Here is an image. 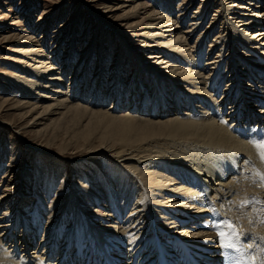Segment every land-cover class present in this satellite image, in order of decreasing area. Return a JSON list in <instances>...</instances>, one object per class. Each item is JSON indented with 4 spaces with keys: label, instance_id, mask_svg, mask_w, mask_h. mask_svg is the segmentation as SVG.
<instances>
[{
    "label": "bare ground",
    "instance_id": "obj_1",
    "mask_svg": "<svg viewBox=\"0 0 264 264\" xmlns=\"http://www.w3.org/2000/svg\"><path fill=\"white\" fill-rule=\"evenodd\" d=\"M122 1L123 5L112 10L122 11L120 17L124 20H138L135 29L148 30L139 37L146 40L142 46L146 56L143 59L133 52L139 46L128 50L132 54L128 61L134 66V76L129 80L136 85L127 91L122 87V80H126L123 71L127 69V60H123L125 67L117 70L112 88L121 87L113 97L112 110L102 109L105 96L96 104L98 109L93 104L83 107L79 102L65 103L67 95H60L58 77L49 79L53 69L32 70L40 79L38 89L30 93L36 102L17 107L21 111L19 121L32 129L39 128L36 135L40 140L47 138L48 130L70 129L75 117L87 121L84 129H80L84 123L79 125V133L71 130L70 138L75 140L70 139L68 146L61 149L63 156L73 158L68 162L73 171L79 172L82 182L77 179L73 183L65 201L68 207L64 205V208L70 215L68 229L62 235L66 220L61 212L55 214V207L49 212L44 237L33 251L46 217L39 203L33 205L36 212L32 213V221L26 218L30 214L23 213L24 203L29 201L24 185L21 187L26 177L19 180L14 203L9 202L13 196L8 191L10 186H5L6 191L0 195V209L8 206L0 219V264H50L53 256L58 259L53 264H82L85 259L83 264H156L160 251L167 256L169 264H181L179 242L203 260L202 264H237V261L252 264L248 260L251 256L257 257L255 264H264V188L259 186L256 175V170L264 172V164L249 142L264 140V71H261L264 70V8L260 7L264 0H217L220 12L195 47L188 40L189 34L184 29L178 30L170 8L174 0H156L159 5H149L145 0ZM214 2L207 0L202 4L208 7ZM129 3L132 6L126 5ZM207 7L196 13L203 17L193 19L196 21L193 30L200 31L206 24L202 21ZM157 8L164 9L160 13L168 16L162 19L159 11H155ZM260 8L262 11L258 12ZM103 9L111 10L108 6ZM218 27L221 31L215 45L210 46L217 51L216 57L207 59L202 71L192 72L189 69L196 64L200 43ZM21 53L36 55L33 51ZM256 62L257 70L250 67V64L256 67ZM29 80L24 91L32 83ZM152 87L159 93L155 100L146 97V93L153 94ZM173 89L193 90L198 94L188 98L177 96L172 103L168 95ZM47 94L55 98L52 105L46 99ZM249 103L253 106L248 107ZM127 104H130L128 109ZM118 108L126 110L115 115L113 111ZM70 114L74 118L69 119ZM222 120L227 123H221ZM0 124L9 126L1 119ZM100 126L106 128L104 135L102 132L101 138L93 139L100 136L94 131ZM16 134L32 147L20 131ZM54 134L48 142L51 146L57 142ZM109 136L114 137V146L109 143ZM48 151L41 148L39 152L45 154L46 162L60 164L62 156L51 157ZM59 172L47 166L37 173L36 187L44 184L46 195L54 187L55 174ZM111 172L118 179L117 192L110 185ZM97 190L106 192L107 197L103 198ZM42 192L38 189L37 198ZM117 194L125 200L121 202ZM93 197L108 210L98 207L94 212L89 211V200ZM245 198L249 203L241 207L240 202ZM19 199L22 201L17 205ZM94 218L99 221L94 222ZM224 219H230L241 235L238 247L242 257L237 251L220 246L219 229L213 225ZM188 222L189 228L179 229ZM62 236L65 238L60 243ZM58 245L61 252H57Z\"/></svg>",
    "mask_w": 264,
    "mask_h": 264
},
{
    "label": "rangeland",
    "instance_id": "obj_2",
    "mask_svg": "<svg viewBox=\"0 0 264 264\" xmlns=\"http://www.w3.org/2000/svg\"><path fill=\"white\" fill-rule=\"evenodd\" d=\"M145 1L148 2L149 5H159L156 0ZM205 1L207 0H174L175 3L170 5L171 10L174 12V21L177 22L179 26L178 30L184 29V32L189 34L188 40L192 47L196 46L200 36L208 30L213 20H216L215 17L219 14L217 12H220V4L216 2L217 0H214L216 4L208 7L202 4ZM121 5H123L122 0H0V119L3 122L9 123L7 127L6 125L4 127L3 124H0V195L6 191L4 190L6 189L5 186L9 185L8 191H12L11 194H13L9 202L14 203V200L17 198L14 195L17 194L20 186L19 180H22V177H26L25 181H23V183L21 182V187L24 185V193L28 196L27 199L29 201H25L23 213L30 214L26 216V218L32 221V213L36 212V206L34 209L33 205L34 203H36V205L39 203L40 211H42L46 217L42 229L38 232L36 243L31 249L32 251L44 237V231L49 224V212L55 209V207V214L61 212L62 218L66 220L64 225H62V235L68 229L70 215H67L68 212L66 213V209L64 208L65 201H67L68 194H71L70 192L73 190V183L77 182V179H79L80 182L82 181L79 178V172L73 171V167L70 165V162H68L69 160L73 161V158L63 156L64 152L61 149L68 146V141L70 139L75 140L74 134V138H70L72 137L71 134L75 132L79 133V127L82 123H84V125L80 127V129H84L87 125V121H80L79 118H74L73 115L70 114L71 117L69 116V119H75L70 122V129L48 130L46 136L48 140L46 141L47 138L40 140V136L37 138L36 135V131L39 128L32 129L26 122L19 121L21 119V111L20 108L18 109L17 107H20L21 104L30 106L36 102L35 98H32L30 93H33V91L37 90L39 87L40 79L36 76L37 72L34 73L32 71L39 67L40 69L37 68L39 72L47 68L53 69V71L49 73L51 74L49 79L58 77L60 95H67L65 103L72 104L73 102H79L83 107L93 104V106L98 109L96 104L101 102L102 97L105 96L106 99H103L104 104L102 109L109 110L111 108L112 110L113 97L115 96V92L118 91L117 89L121 87L116 89L112 88L114 80L117 79V70L123 66V60H127V69L126 71L122 70L124 74L123 79H126L125 81L122 80V87L127 91L130 90V87L136 85L129 80L132 74L134 76V66L132 65V61H128L129 58L132 57V54L128 52V50L134 46H139L140 49L138 48L136 51L134 49L133 52H135L137 56L142 55V58L146 56V54L143 55L142 53V46L145 44L144 41L146 40L144 38L139 39V37L148 30L140 31V29H135V23L138 22V20L129 18L124 20L120 17V15L123 16L122 11L115 12L112 10V8ZM126 5L132 6L131 3ZM218 5L219 8L217 9ZM107 6L111 10L103 9ZM203 7L208 8L206 17L203 21L201 20L202 24L203 22L205 23V21L206 24H204L200 31L193 30L196 22L193 21V19L196 17V20H198L203 17V15L196 16V13L202 11ZM260 7H262V9L264 8V1L261 3ZM129 9L130 7L124 11H128ZM262 9L260 8L258 12L262 11ZM151 11H153L152 8ZM155 11H159V15L162 19L168 16L167 13H163L165 11L164 9L157 8ZM161 11L163 12L160 13ZM223 24L224 23L219 24L221 28H223ZM220 27H218L213 34L210 33L211 36L205 42L200 43V54L195 59L196 64L191 66L189 70H193L192 72L202 71L205 68L204 65L206 64V60L216 57L217 51H213L214 48H210V46H212L217 39L218 33L221 31ZM23 51H33L36 55L23 54L21 53ZM39 55L42 56V60L39 59ZM258 64L259 63L256 62V67L250 64V67L257 70ZM25 66L27 68H24ZM178 67L182 69V66ZM188 68L189 67L186 69ZM28 80L32 83L28 84L24 91L25 82ZM245 81L242 84L243 86L246 84ZM128 82L133 84L127 87L126 85ZM213 86H215V83L209 87V93L213 90ZM69 87H71L70 91ZM201 89L203 88H200V90ZM22 90L23 93L21 92ZM46 91L48 93L49 90ZM152 92L153 94L146 93V97L155 100L156 98H154V96L159 95V93L153 87ZM197 94L198 92L193 90L185 92L183 90L179 91V89H173L168 96L170 97V102L173 103L177 96L188 98ZM47 95L49 98L46 99H48L52 105L55 98H53L51 94ZM147 98L146 101H148ZM138 99H141V95L138 96ZM250 104L251 103L248 104V107L253 106ZM129 105L130 104H127V109ZM124 110L126 109L118 108L113 112L116 115ZM24 113L25 110L21 114L23 115ZM78 120L79 122L76 123ZM72 125H76L74 127L75 130L72 129ZM42 128L40 127V129ZM105 129L106 128L102 126L98 127V129L94 128V131H96L97 134L100 133V136H97L93 131L92 134L95 133L94 135H96L93 139L101 138L102 132L103 135L105 133ZM71 130L72 133H70ZM17 131H20L27 142H30L34 148L26 145L24 139L16 134ZM54 132H56L57 135L55 139L57 142L51 146L48 142L50 139L52 140L54 138ZM109 139V143H112L111 145L114 146V137L109 136ZM41 148L50 150L48 152H50L49 155H53L51 157L55 155L62 156V159H59L60 164L54 161L46 162L44 158L45 154L39 152ZM101 161L103 162V160ZM47 166L52 170L58 169L61 172H59V175L55 174V178L57 176V181L54 187L45 195L43 179L41 181L43 185H40V188H38L35 185V177L37 173H42L43 169ZM71 172L72 174L75 173V175H71ZM109 176L112 179V183L110 184L111 187L116 192L119 191L117 186L118 179L115 177L116 174L111 172ZM99 181L101 182L102 180L99 178L98 182ZM100 182L99 187H101ZM38 189L44 192V194L42 192L40 198L36 196ZM99 192L103 198L107 197L106 192L103 190ZM116 196L120 197L119 194ZM120 198L121 202L125 200L122 196ZM21 201L22 200L19 199L17 205H19ZM12 203H10V205ZM89 204L88 209H90L89 211L91 212H94V209L98 207H102L100 206L101 204L97 202L96 197L90 199ZM5 208L7 209L8 206H3V208L0 209V219L3 217V213H5ZM3 209L4 212H1ZM102 209L108 210L103 207ZM57 217L58 216L54 217V221ZM93 221L97 222L99 218H94ZM104 223H109V221ZM32 224L34 223L32 222ZM190 225L191 223L189 224L188 222L187 225L179 229H187ZM64 238L63 236L60 238V243L63 242ZM59 248L61 250L62 247L58 245L57 252H61ZM56 254L58 255V253ZM53 258L54 256L52 259ZM52 259L50 264L58 260ZM85 260H82V264ZM127 263L128 262H125L124 264Z\"/></svg>",
    "mask_w": 264,
    "mask_h": 264
},
{
    "label": "snow or ice",
    "instance_id": "obj_3",
    "mask_svg": "<svg viewBox=\"0 0 264 264\" xmlns=\"http://www.w3.org/2000/svg\"><path fill=\"white\" fill-rule=\"evenodd\" d=\"M221 123H227V121L222 120ZM249 142L252 143L253 147L258 151L260 163L264 164V140H261L260 142L250 140ZM245 162L252 164V161L250 160H246ZM256 175L259 177V186L264 188V172L256 170ZM248 203V199L245 198L240 202V206L244 207ZM262 223H264V221H262ZM213 227L219 229L218 236L220 238L219 242L222 249L235 250L237 252L240 251L238 242L241 239V235L230 219H224L221 222L214 224ZM225 229H227V231ZM248 247H251V245H248ZM248 260H250L252 264H255L257 257L251 256L248 257ZM237 264H241V262L237 261Z\"/></svg>",
    "mask_w": 264,
    "mask_h": 264
}]
</instances>
